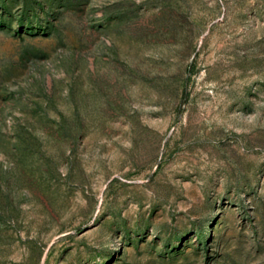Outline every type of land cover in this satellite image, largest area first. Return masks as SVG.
<instances>
[{
	"label": "rangeland",
	"instance_id": "1",
	"mask_svg": "<svg viewBox=\"0 0 264 264\" xmlns=\"http://www.w3.org/2000/svg\"><path fill=\"white\" fill-rule=\"evenodd\" d=\"M0 264H264V0H0Z\"/></svg>",
	"mask_w": 264,
	"mask_h": 264
}]
</instances>
